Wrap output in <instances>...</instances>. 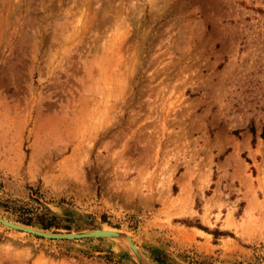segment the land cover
I'll return each mask as SVG.
<instances>
[{
  "label": "rangeland",
  "instance_id": "obj_1",
  "mask_svg": "<svg viewBox=\"0 0 264 264\" xmlns=\"http://www.w3.org/2000/svg\"><path fill=\"white\" fill-rule=\"evenodd\" d=\"M0 218L137 247L0 264H264V0H0Z\"/></svg>",
  "mask_w": 264,
  "mask_h": 264
},
{
  "label": "water",
  "instance_id": "obj_2",
  "mask_svg": "<svg viewBox=\"0 0 264 264\" xmlns=\"http://www.w3.org/2000/svg\"><path fill=\"white\" fill-rule=\"evenodd\" d=\"M1 224H5L13 229H17L18 231H25L27 234L35 236V237H40L43 239L47 240H58V241H75V240H83V239H103V238H118L122 240H128L130 241L129 238L124 235V234H119V233H112L109 231H91L89 233H78V234H52V233H47L44 231L40 230H34V229H29L26 228L27 226H15L10 224L9 222H3L1 221ZM126 240V241H127Z\"/></svg>",
  "mask_w": 264,
  "mask_h": 264
},
{
  "label": "bare ground",
  "instance_id": "obj_3",
  "mask_svg": "<svg viewBox=\"0 0 264 264\" xmlns=\"http://www.w3.org/2000/svg\"><path fill=\"white\" fill-rule=\"evenodd\" d=\"M0 220L1 221H3V222H9L10 224H12V225H15V226H21V225H19V224H16V223H14V222H11V221H8V220H3L2 218H0ZM0 224H1V222H0ZM2 225H4V226H6V227H8V228H11V227H9V226H7V225H5V224H2ZM26 228H29V227H26ZM11 229H13V228H11ZM29 229H31V228H29ZM14 230H16V231H18L17 229H14ZM35 230V229H34ZM95 231H109V232H112V233H114L115 231H113V230H111V229H107V228H104V229H100V230H95ZM20 232H25V231H20ZM26 233V232H25ZM89 233V232H88ZM117 233V232H116ZM74 234H78V233H74ZM129 238V237H128ZM91 239H94V238H91ZM103 239H107V238H103ZM127 240V239H126ZM129 245H130V247L134 250V251H136L137 250V247H136V245L133 243V241H132V239L131 238H129ZM76 241V240H75ZM128 241V240H127Z\"/></svg>",
  "mask_w": 264,
  "mask_h": 264
},
{
  "label": "trees",
  "instance_id": "obj_4",
  "mask_svg": "<svg viewBox=\"0 0 264 264\" xmlns=\"http://www.w3.org/2000/svg\"><path fill=\"white\" fill-rule=\"evenodd\" d=\"M251 132L253 133V131L251 130ZM43 229H47V228H43Z\"/></svg>",
  "mask_w": 264,
  "mask_h": 264
}]
</instances>
